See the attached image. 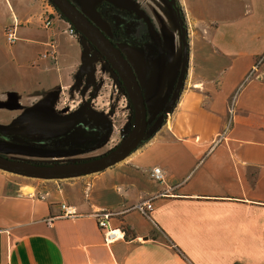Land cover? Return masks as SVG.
Masks as SVG:
<instances>
[{
    "label": "crops",
    "instance_id": "1",
    "mask_svg": "<svg viewBox=\"0 0 264 264\" xmlns=\"http://www.w3.org/2000/svg\"><path fill=\"white\" fill-rule=\"evenodd\" d=\"M178 2L189 65L168 122L90 178L26 192L0 169V264H264V0ZM27 27L14 24L10 52L21 39L56 52ZM149 198L148 215L132 208ZM62 202L80 215L61 217ZM97 209L123 238L104 243Z\"/></svg>",
    "mask_w": 264,
    "mask_h": 264
},
{
    "label": "rangeland",
    "instance_id": "2",
    "mask_svg": "<svg viewBox=\"0 0 264 264\" xmlns=\"http://www.w3.org/2000/svg\"><path fill=\"white\" fill-rule=\"evenodd\" d=\"M72 1L105 27L95 11L98 0ZM114 1L135 7L148 22L154 41L152 46L143 49L121 47L136 71L149 120H153L163 111L181 64L178 15L170 0ZM46 17L52 19L47 28L43 25ZM14 24H17V30L25 26L31 28L27 35L42 36L47 43L56 45V52L47 44L48 54L44 52L39 58L41 45L25 43L23 39L17 41V48L13 47L10 52L14 43L7 39L6 32ZM36 27L44 32L36 31ZM56 28L66 32L57 34ZM69 28L68 22L48 0H0L1 155L36 163L85 160L115 147L130 129L132 109L116 74L80 34H71ZM262 65L264 55L256 60L254 71ZM82 114L106 127L95 145L85 150L47 146L46 139L63 134L68 124ZM19 137L29 141L25 144ZM8 173L28 186L67 181ZM94 175L87 174L84 178ZM24 189L26 192L32 190L30 186ZM260 261L264 262V256Z\"/></svg>",
    "mask_w": 264,
    "mask_h": 264
},
{
    "label": "water",
    "instance_id": "3",
    "mask_svg": "<svg viewBox=\"0 0 264 264\" xmlns=\"http://www.w3.org/2000/svg\"><path fill=\"white\" fill-rule=\"evenodd\" d=\"M63 18L100 54L119 77L130 100L133 117L131 127L122 140L106 153L80 161L36 163L0 154V169L21 176L45 180H61L102 171L129 156L142 142L151 138L165 123L164 112L170 113L184 88L188 74L189 36L186 18L178 0H170L181 28V64L163 111L149 125L147 104L137 74L122 52L104 31L71 0H51ZM180 4V3H179Z\"/></svg>",
    "mask_w": 264,
    "mask_h": 264
},
{
    "label": "flooded vegetation",
    "instance_id": "4",
    "mask_svg": "<svg viewBox=\"0 0 264 264\" xmlns=\"http://www.w3.org/2000/svg\"><path fill=\"white\" fill-rule=\"evenodd\" d=\"M97 2L98 5L95 7V11L99 19L105 24H103L105 27L99 25V23L93 20L90 16L88 17L94 21L116 45L120 46L121 49V45L143 49L144 47L152 46L154 44L147 20L135 7L124 3L118 4L114 0H98ZM122 52L124 53L123 50ZM124 55L126 56L125 53ZM117 78L119 77L117 76ZM129 107H131L130 102ZM160 113L161 112H158L153 120H149L147 110L149 125L152 124ZM166 115L167 112H164L165 118ZM105 129L106 127L101 123L93 122L87 114H82L68 124V128L63 134L48 138L45 142H47V146L49 147H65L66 150H85L98 142L101 136L105 133ZM20 139L21 141H24L25 144L29 141L23 137Z\"/></svg>",
    "mask_w": 264,
    "mask_h": 264
},
{
    "label": "built area",
    "instance_id": "5",
    "mask_svg": "<svg viewBox=\"0 0 264 264\" xmlns=\"http://www.w3.org/2000/svg\"><path fill=\"white\" fill-rule=\"evenodd\" d=\"M50 13H52V12H50ZM51 23H52V19H50L48 17H46V19L43 21V25L46 28L50 27ZM69 32L71 34H73V30L71 27L69 28ZM14 34H15L14 28H12V27L9 28L8 31L6 32L7 39L10 42H13L15 40ZM229 111L231 112V106H230ZM226 130H227V127L221 133L218 134V137H217L218 140H220L223 137ZM148 174L156 182H163L164 181V172L158 166L152 167L149 170ZM60 208H61V214H60L61 217H71V216L80 215L78 213L76 207L73 204H70L67 202H62L60 205ZM132 208L138 210L143 215H148V213L153 208L152 199L149 198L146 200L139 201V202L135 203L132 206ZM111 214L112 213L109 211H104V210H99V209L93 211V213H92V215L96 218L98 227L100 229H102L104 243H106V244H110L111 242H113L117 239L123 238V232L120 228H110L108 226V218Z\"/></svg>",
    "mask_w": 264,
    "mask_h": 264
},
{
    "label": "trees",
    "instance_id": "6",
    "mask_svg": "<svg viewBox=\"0 0 264 264\" xmlns=\"http://www.w3.org/2000/svg\"><path fill=\"white\" fill-rule=\"evenodd\" d=\"M51 4H52V2H51V0H48ZM53 5V4H52ZM178 5H180L179 4V2H178ZM54 6V5H53ZM54 8L58 11V9L54 6ZM58 14L63 18V16L61 15V13L58 11ZM68 22V21H67ZM68 24H69V26L72 28V30H73V33H76V34H80L75 28H73V26L68 22ZM119 79V78H118ZM176 80V79H175ZM175 80H174V83H175ZM119 82L121 83V81L119 80ZM174 83H173V86H174ZM121 85H122V83H121ZM173 88V87H172ZM122 89H123V91H124V93L126 94V92H125V89H124V87L122 86ZM171 91H172V89H171ZM171 91H170V93H171ZM170 95V94H169ZM126 96H127V94H126ZM128 98V97H127ZM128 101H129V99H128ZM130 102V101H129Z\"/></svg>",
    "mask_w": 264,
    "mask_h": 264
}]
</instances>
